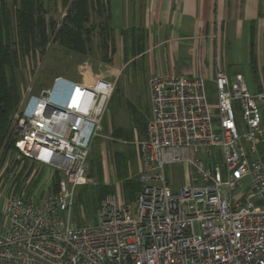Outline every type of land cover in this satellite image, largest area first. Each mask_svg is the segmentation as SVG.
I'll return each instance as SVG.
<instances>
[{"label":"built area","instance_id":"2783aa9c","mask_svg":"<svg viewBox=\"0 0 264 264\" xmlns=\"http://www.w3.org/2000/svg\"><path fill=\"white\" fill-rule=\"evenodd\" d=\"M212 81L216 102L203 76L149 80L135 209L110 196L89 226L71 214L116 82L58 75L31 94L15 118L14 150L57 180L8 198L0 264H264V91L252 92L241 72L218 69ZM174 164L185 166L179 189L165 173Z\"/></svg>","mask_w":264,"mask_h":264},{"label":"rangeland","instance_id":"374dc122","mask_svg":"<svg viewBox=\"0 0 264 264\" xmlns=\"http://www.w3.org/2000/svg\"><path fill=\"white\" fill-rule=\"evenodd\" d=\"M102 1V11L91 8V20L85 28V31L90 28L91 38L87 40L86 32L84 33L85 47L80 51L62 44L60 38H56L69 5L62 0H44L48 10L46 18L53 20L56 28L50 29L45 52L37 46L29 54L21 56L17 75L21 97L10 126L14 133L15 118L25 100L50 85L58 75L76 81H92L102 77L99 75L117 79L116 92L106 112L104 129L93 142L88 160L87 184L76 190L71 214V222L76 226L97 223L101 204L110 196H116L120 204L129 203L135 209L136 199L130 200L126 197L125 182L134 181L142 185L140 174L143 154L140 142L145 138V128L142 131L140 124L146 123L150 116L149 79L142 72V65L139 67L134 59L128 62L127 51L122 48L123 39L119 33L114 32V37L108 38V52L103 47L107 35L103 27L107 23L109 25L107 16L111 1ZM7 2L11 4L12 0ZM108 32L111 35L109 29ZM130 39L135 41L134 37ZM114 43L120 50H115ZM236 46L232 44V50L229 47L227 54L229 59L237 60L232 71L243 73L250 90L254 92L257 83L252 71V46ZM207 88L210 101L216 102L214 83L207 81ZM261 106L264 111V102H261ZM134 109L135 112L132 111ZM6 148L5 144L0 148V214L12 194L25 190L26 194L32 195L42 183L54 184L57 180V174L52 175L47 167L30 159L19 160L13 147L8 152ZM118 156L122 158L119 160L123 166L119 164ZM165 173L173 189H179L187 182L185 166L182 164L166 165ZM104 188L111 191L98 203V193Z\"/></svg>","mask_w":264,"mask_h":264},{"label":"crops","instance_id":"0c3cea01","mask_svg":"<svg viewBox=\"0 0 264 264\" xmlns=\"http://www.w3.org/2000/svg\"><path fill=\"white\" fill-rule=\"evenodd\" d=\"M110 1L112 24L128 62L142 65L149 80L184 74L213 82L218 69L233 76L239 71H232L237 60L229 59L228 48L251 45L255 91H264V0Z\"/></svg>","mask_w":264,"mask_h":264},{"label":"trees","instance_id":"16d2710c","mask_svg":"<svg viewBox=\"0 0 264 264\" xmlns=\"http://www.w3.org/2000/svg\"><path fill=\"white\" fill-rule=\"evenodd\" d=\"M62 2L69 6L67 15L57 30L56 38H60L62 44L82 51L86 42L83 37L84 33L86 32L87 40L91 38L90 28L85 31L86 24L91 20V8L102 11L103 1L62 0ZM47 12L44 0H12L11 4L7 0H0V148L5 144L7 147L6 152L12 147L14 148L15 138L10 126L12 116L18 108L21 97L17 76L21 56L29 54L37 46H40L42 52H45L49 32H51L50 29L55 30L56 28L54 21L46 18ZM107 18L109 19V25L107 23L102 27L107 34L103 47L108 52V38H113L115 32L110 7ZM108 29L111 31V35ZM132 111L135 112L136 109ZM144 123L140 124V128L142 131L145 128V137L147 122ZM6 152L3 155V159L6 156ZM117 159L119 164L121 163L123 166L122 158L118 156ZM125 188L126 197L134 200L142 185L139 182L128 181L125 182ZM110 191L111 189L109 188L101 189L97 196L98 203L103 201Z\"/></svg>","mask_w":264,"mask_h":264}]
</instances>
